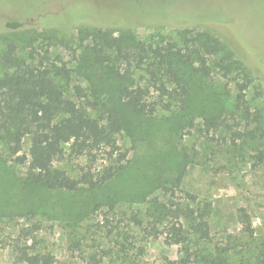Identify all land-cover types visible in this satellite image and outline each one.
Wrapping results in <instances>:
<instances>
[{
  "label": "trees",
  "instance_id": "trees-1",
  "mask_svg": "<svg viewBox=\"0 0 264 264\" xmlns=\"http://www.w3.org/2000/svg\"><path fill=\"white\" fill-rule=\"evenodd\" d=\"M22 26L6 21L9 33L0 50V167L9 173L5 194L34 200L38 209L65 222L72 249L86 241L87 229L77 228L98 215L100 242L86 255L90 264L112 256L121 264H139L144 249L131 234L134 225L143 236H163L177 246L178 264H234L230 242L219 247L213 241L211 202L180 189L187 166L208 165L204 157L182 148L170 179L138 175L119 140L125 134L134 143L143 142L144 135L152 141L158 113L176 109L164 120L171 136L181 139L196 130L210 144L209 161L227 148L238 162L264 171L263 116L247 99L250 88L252 99L264 96V69L255 73L254 54L251 60L242 57L218 23L183 29L166 40H140L130 29L102 25L78 27L75 39L55 30L20 31ZM58 49L70 51L71 59L53 54ZM217 80L223 81L218 87ZM121 178L124 189L139 181L140 191L123 196L128 190L118 191ZM157 190L162 199L148 197ZM129 198L146 202L142 218L120 210L119 201ZM240 225L253 239L247 214ZM38 230L20 229L13 245L16 258L55 264ZM103 243L110 248L103 249ZM254 259L240 257L235 264H264L263 243Z\"/></svg>",
  "mask_w": 264,
  "mask_h": 264
},
{
  "label": "rangeland",
  "instance_id": "rangeland-1",
  "mask_svg": "<svg viewBox=\"0 0 264 264\" xmlns=\"http://www.w3.org/2000/svg\"><path fill=\"white\" fill-rule=\"evenodd\" d=\"M8 20L22 23L20 31L55 30L70 39H75L80 26L102 25L115 31L130 29L140 40H166L183 29L213 28L212 24L218 23L235 41L242 57L251 60L254 54L252 68L255 73L260 74L261 68L264 69V0H0V50L2 37L9 33L5 28ZM60 53L65 60L71 59L68 50L58 49L53 54ZM222 82L217 80L214 85L218 87ZM229 89L233 91L232 84ZM252 96L254 89L250 88L247 91L249 105L251 109L261 110L264 121V96L256 99H252ZM174 112L176 109L158 113L160 126L155 130L152 141L144 135L143 142L134 143L133 139L122 135L119 141L129 150V159L135 161L134 172L138 175L155 173L170 179L176 174L182 148L190 153L196 149L208 165L189 164L183 173L180 189L211 202L209 223L213 241L219 247H225L230 242V262L235 264L240 257L255 261L258 249L264 244V171L261 168L252 170L249 164L238 162L227 148L209 161L210 144L196 130L180 139L171 136L164 128L165 118L168 119ZM60 167L70 169L72 166L63 164ZM217 167H224L225 170L215 172ZM8 182V170L0 167V264H27L26 260H17L19 252H15L13 246L24 226L39 227L37 235L42 240L41 245L55 255V264H90L86 255L92 253L95 249L93 245L100 242V232L95 227L100 217L90 215L79 228L76 227L80 233L87 229L86 241L81 247L72 249L68 235L70 228L65 222L47 215L49 210L38 209L34 200H20L10 191L7 196L5 190ZM139 183L136 181L131 188L124 189L121 178L117 182L118 191L124 193L128 190L123 195L128 196L140 191L137 188ZM155 195L163 198L160 190L148 197ZM146 205V202L131 198L119 201L122 212L127 216L138 213L140 218L144 216ZM30 207L34 211L28 210ZM243 213L249 217L254 231L253 239L241 231ZM131 234L136 244L144 249L139 264H178V247L168 244L163 236H143L142 228L137 225L131 227ZM101 247L110 248L106 243ZM120 262L112 256L104 258L102 264Z\"/></svg>",
  "mask_w": 264,
  "mask_h": 264
}]
</instances>
